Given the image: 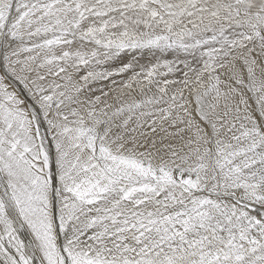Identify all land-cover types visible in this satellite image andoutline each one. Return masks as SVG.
<instances>
[{"label":"snow or ice","instance_id":"1","mask_svg":"<svg viewBox=\"0 0 264 264\" xmlns=\"http://www.w3.org/2000/svg\"><path fill=\"white\" fill-rule=\"evenodd\" d=\"M0 264H264V0H0Z\"/></svg>","mask_w":264,"mask_h":264}]
</instances>
